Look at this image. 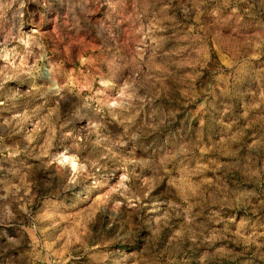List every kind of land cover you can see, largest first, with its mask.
<instances>
[{
	"label": "clouds",
	"instance_id": "1",
	"mask_svg": "<svg viewBox=\"0 0 264 264\" xmlns=\"http://www.w3.org/2000/svg\"><path fill=\"white\" fill-rule=\"evenodd\" d=\"M0 264H264V0H0Z\"/></svg>",
	"mask_w": 264,
	"mask_h": 264
}]
</instances>
